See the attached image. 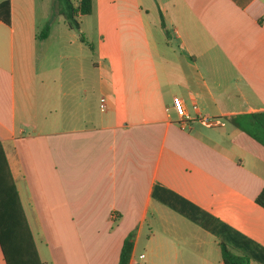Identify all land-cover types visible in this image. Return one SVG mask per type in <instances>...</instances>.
I'll return each mask as SVG.
<instances>
[{"label":"crops","instance_id":"0c3cea01","mask_svg":"<svg viewBox=\"0 0 264 264\" xmlns=\"http://www.w3.org/2000/svg\"><path fill=\"white\" fill-rule=\"evenodd\" d=\"M39 1L0 21V144L49 264H117L129 234V264H264V148L228 123L264 113V0H92L94 37L52 0L42 40Z\"/></svg>","mask_w":264,"mask_h":264},{"label":"trees","instance_id":"16d2710c","mask_svg":"<svg viewBox=\"0 0 264 264\" xmlns=\"http://www.w3.org/2000/svg\"><path fill=\"white\" fill-rule=\"evenodd\" d=\"M58 14L63 16L66 26L79 33L80 18L92 13V0H55ZM0 21L5 25L10 22L9 2L0 3ZM49 24L43 28L38 39L48 36ZM161 28L168 37V32L161 19ZM81 42L85 39L80 34ZM92 49V48H91ZM228 123L244 133L264 148V113L243 114L228 120ZM255 204L264 210V187L255 198ZM222 264H249L245 254H237L226 245L220 244ZM133 248V234L123 241L117 264H129ZM0 255L4 264H45L41 261L37 247L26 219L20 197L13 180L9 165L0 144Z\"/></svg>","mask_w":264,"mask_h":264},{"label":"rangeland","instance_id":"374dc122","mask_svg":"<svg viewBox=\"0 0 264 264\" xmlns=\"http://www.w3.org/2000/svg\"><path fill=\"white\" fill-rule=\"evenodd\" d=\"M72 2H75V1H77V0H71ZM44 2V3H43ZM53 2H52V0H46V1H43V0H40L39 1V5H40V8H42V4H46L45 6H46V8H47V11H48V14H50L51 13V16L52 17H47V18H45L44 20L43 19H41V18H39V20H38V22H44L45 24L44 25H42L43 27L41 28L42 30H43V28L47 25V23L48 22H53V23H57V22H59L60 20H62L63 18L62 17H58V15H57V12L55 11V8H54V5L52 4ZM57 5V4H56ZM54 11V12H53ZM94 14L92 15V16H89V17H87L86 19H84V24H85V26H86V28H89V29H91V37L93 36L94 37V34H93V25H94ZM41 30V31H42ZM94 39V38H93ZM93 41H96V40H93ZM33 227V226H32ZM33 229V232H34V237H35V242H36V245H37V247H38V250H39V252H40V254H41V259L43 260V261H46L48 264L50 263L49 262V258L46 256H44L42 253H44L43 252V249H44V246H43V244H42V240L41 239H39L38 238V236H37V234H36V230L34 229V227L32 228ZM0 264H4V262H3V259H2V257H1V255H0Z\"/></svg>","mask_w":264,"mask_h":264},{"label":"built area","instance_id":"2783aa9c","mask_svg":"<svg viewBox=\"0 0 264 264\" xmlns=\"http://www.w3.org/2000/svg\"><path fill=\"white\" fill-rule=\"evenodd\" d=\"M172 104H173V108H174V111L177 114V116L181 119L186 118L185 110H184L183 103H182L181 99L173 98ZM99 108L101 111L105 110V99L104 98L100 99ZM140 258H142V256H140Z\"/></svg>","mask_w":264,"mask_h":264}]
</instances>
